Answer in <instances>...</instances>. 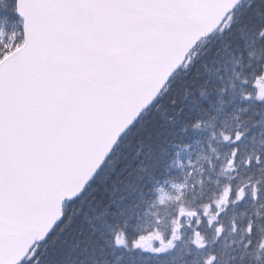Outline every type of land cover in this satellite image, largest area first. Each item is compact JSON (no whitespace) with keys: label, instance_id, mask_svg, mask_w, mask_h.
Returning a JSON list of instances; mask_svg holds the SVG:
<instances>
[{"label":"snow or ice","instance_id":"obj_1","mask_svg":"<svg viewBox=\"0 0 264 264\" xmlns=\"http://www.w3.org/2000/svg\"><path fill=\"white\" fill-rule=\"evenodd\" d=\"M0 264H264V0H0Z\"/></svg>","mask_w":264,"mask_h":264}]
</instances>
